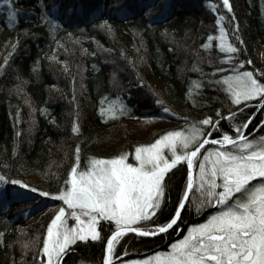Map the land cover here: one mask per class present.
Segmentation results:
<instances>
[{
	"label": "trees",
	"instance_id": "obj_1",
	"mask_svg": "<svg viewBox=\"0 0 264 264\" xmlns=\"http://www.w3.org/2000/svg\"><path fill=\"white\" fill-rule=\"evenodd\" d=\"M1 4L0 176L5 181H0V264H39L47 226L60 204L52 195L45 197L11 181L54 194L65 185L74 164L85 170L91 159L121 154L133 163L137 147L154 143L167 131H188L192 124L216 141L225 133L233 135L251 116L246 134L252 132L250 139L264 136V126H258L264 106L256 112L260 98L235 105L220 83L226 75L243 71H252L264 83L258 56L264 45V0H229L230 8L223 0ZM229 44L235 52L226 50ZM144 116L162 118V125L142 134V124L127 123ZM205 118L217 127L202 125ZM216 148L232 150L206 144L199 159ZM193 163L197 171L198 160ZM165 179L163 212L156 218L161 223L174 213L186 185L184 161L165 173ZM194 190L179 225L195 218L189 206L191 199L199 198ZM141 225L149 229L147 222ZM114 229L113 221L99 220L103 241L78 239L57 264H101ZM174 231L152 237L123 233L110 255L117 262L127 261L163 249Z\"/></svg>",
	"mask_w": 264,
	"mask_h": 264
},
{
	"label": "snow or ice",
	"instance_id": "obj_2",
	"mask_svg": "<svg viewBox=\"0 0 264 264\" xmlns=\"http://www.w3.org/2000/svg\"><path fill=\"white\" fill-rule=\"evenodd\" d=\"M223 4L230 8L229 0H223ZM9 14L12 15L11 12ZM226 50L236 51L231 44ZM224 59L230 57L225 56ZM247 63L250 64L251 60ZM222 79L232 93L233 104L239 105L242 101L259 97L264 106V83L256 79L252 71L236 72ZM261 79L264 80V73ZM115 114L108 112V115ZM233 115L229 113V117ZM251 118L248 117L249 120ZM201 123L210 128L217 127L209 118ZM246 126L247 121H244L236 126L233 135L225 133L215 141L230 146L232 150L209 149L203 152V159H199L198 154L204 147L202 141L208 139L202 135L206 129L192 124L187 126L188 131H167L154 143L137 147L133 163H128L126 156L121 154L112 158H94L86 171H78L74 164L69 172L70 179L64 186L66 190L56 194L20 180L11 181L45 197L58 196L67 205L68 214L75 218V223L69 228L65 207L55 211L43 240L42 251L48 257L46 264H57L65 249L77 239L83 241L90 236L92 240L99 238L103 241L104 237L97 231L99 220L115 221V230L107 236L103 256V264H110L108 253L112 252L116 239L123 233L155 235L157 232L165 233L169 228L175 230L173 226L178 223L181 209L186 206L189 189L195 187L200 191L204 185H207L208 200L218 205L220 210L202 223L188 227L182 239L169 245V251H158L143 260L128 261V264H264V136L245 138L240 129ZM258 126H264V120ZM72 131H77L75 124ZM189 147L191 151L187 150ZM178 148L184 150L183 155L177 154ZM165 150L171 153V159L165 158ZM194 159L198 160L200 168L197 180L193 179ZM178 161L187 162L186 185L178 198L175 214L170 213V218H164L161 223L156 218L163 212L162 197L167 186L165 173H169ZM216 177L221 180L219 186ZM255 178H260L259 183ZM0 181H5V178L0 176ZM201 195L205 193L201 192ZM150 216L151 220L148 219ZM134 222H147L149 230L144 232L141 227H129ZM40 264H45V261L41 260Z\"/></svg>",
	"mask_w": 264,
	"mask_h": 264
},
{
	"label": "rangeland",
	"instance_id": "obj_3",
	"mask_svg": "<svg viewBox=\"0 0 264 264\" xmlns=\"http://www.w3.org/2000/svg\"><path fill=\"white\" fill-rule=\"evenodd\" d=\"M3 11H4V9H3V4H1L0 5V18H2V14H3ZM221 44H225V42H224V40H222L221 39ZM258 56H259V58H260V60L262 61V63L264 64V45L263 46H261L259 49H258ZM232 74H234V73H232ZM230 76V74H228V75H226L225 77H229ZM220 83H221V85L223 86V88L225 89V91L229 94V96H230V98H231V100H232V93L230 92V91H228V86H227V84L226 83H224V80L223 79H221L220 80ZM254 98H258V97H253V98H251V99H254ZM251 99H249V100H251ZM162 121H163V119L161 118V119H150V118H148V117H142V118H140V119H136V118H132V119H128V121H127V123H135V124H137V125H143V129H142V134H145V133H148V132H150V131H152L153 129H156V128H158L160 125H162ZM243 130V129H242ZM247 139H250V137L248 136L247 137ZM254 139H256V138H254ZM148 146V145H147ZM139 147H141V146H139ZM179 148H178V150H177V154L178 155H183V154H181V153H179ZM181 150H183V149H181ZM188 151L190 150L189 148L187 149ZM209 150V149H208ZM207 150V151H208ZM135 151H134V154H133V159H134V162H135ZM164 156H165V158H167V159H171V153H169L167 150H165L164 151ZM109 158H112V157H109ZM92 160V159H91ZM90 160V161H91ZM179 162V161H178ZM89 165H90V162H89ZM88 165V166H89ZM87 170V168L85 169V170H78V171H86ZM199 171H200V168L198 167V169H197V171H195V175H194V180H197L198 179V177H197V173H199ZM70 179V177H69V174H68V177H67V180H66V183H65V185L67 184V181ZM258 179H260V178H257V181H258V183H259V180ZM216 182H217V185L219 186V184L221 183V180H220V178L219 177H216ZM64 185V186H65ZM64 186L59 190V191H57L56 193H58V192H60L61 190H66L65 188H64ZM204 189H207V185H204V188H202L200 191L201 192H203V191H205ZM56 193H54V194H56ZM52 198H55V199H58L59 201H60V204L59 205H57V210L60 208V207H65V210H66V215L68 216V219H67V221H66V223H67V226L70 228L71 226H72V224H74L75 223V218H73V217H71L69 214H68V208H67V205H65V204H63V201L58 197V196H56V195H52ZM79 211V210H78ZM55 215V214H54ZM82 219H84V217L82 216L81 217ZM114 222V224H115V221H113ZM135 223H137V222H134L132 225H134ZM132 225H130V226H132ZM149 230V229H148ZM148 230H144V231H148ZM47 235V230H46V234H45V236ZM90 237V236H89ZM78 240V239H77ZM171 245V244H170ZM42 249H43V244H42ZM42 249H41V253H42V255H43V257H42V260L43 261H45V264H46V261H47V259H48V257H47V254L45 253V252H43L42 251ZM66 250V249H65ZM170 249H169V247L168 248H166V249H164V250H161V251H159V252H167V251H169ZM149 256H153V254H151V255H149ZM149 256H147V257H149ZM146 257H143L142 259H138V260H143V259H145ZM128 261H137L136 259L134 260V259H131V260H127V261H115V263L114 264H128ZM58 262V261H57ZM40 264V263H39Z\"/></svg>",
	"mask_w": 264,
	"mask_h": 264
},
{
	"label": "flooded vegetation",
	"instance_id": "obj_4",
	"mask_svg": "<svg viewBox=\"0 0 264 264\" xmlns=\"http://www.w3.org/2000/svg\"><path fill=\"white\" fill-rule=\"evenodd\" d=\"M193 165H194V163H193ZM194 169H195V166H194ZM259 181H260V179H258ZM255 181H256V183H258V181H257V178H255ZM251 183V182H250ZM192 190V189H191ZM205 191H203L204 193H205V195H201V191H196V190H194V193H196V196H199V198L198 199H191L190 200V205L189 206H191L192 207V211H193V213H195L194 214V220L193 221H191V222H189V223H185V224H182V225H179V224H175L173 227H175V231H174V237H172L171 239H170V242L166 245V247L165 248H163V249H159V250H156V251H152V252H150V253H148V254H145V255H143V256H141V257H138V258H135L136 260H138V259H142L143 257H147V256H149V255H151V254H154L155 252H158V251H161V250H164V249H166V248H168L169 247V245L170 244H172L174 241H176V240H179V239H182L183 238V236L185 235V234H187V229H188V227H191V226H193V225H196V224H199V223H202L204 220H206L207 219V217L209 216V215H211V214H213L215 211H218V210H220V208H219V206L218 205H216L214 202H211V201H209L208 200V198H207V196H206V189H204ZM218 190H219V187H218ZM191 192V191H190ZM190 194V193H189ZM189 197V196H188ZM162 199H163V197H162ZM187 200H188V198H187ZM201 201H203V203H201ZM199 203V205H197ZM175 212V211H174ZM174 214V213H173ZM151 217V216H150ZM150 217H148V218H150ZM178 219H179V217H178ZM141 227L142 225H141V222H137V223H135L134 225H132V226H130V227ZM142 228V230L144 231V229H143V227H141ZM171 228H169V229H167L166 231H168V230H170ZM144 232H146V231H144ZM130 233H132V232H130ZM141 233H143V232H141ZM134 234V233H133ZM161 234V233H160ZM116 259L117 258H115L114 256H112V255H110V260L112 261V263L111 264H114L115 263V261H116ZM134 259V260H135Z\"/></svg>",
	"mask_w": 264,
	"mask_h": 264
},
{
	"label": "water",
	"instance_id": "obj_5",
	"mask_svg": "<svg viewBox=\"0 0 264 264\" xmlns=\"http://www.w3.org/2000/svg\"><path fill=\"white\" fill-rule=\"evenodd\" d=\"M260 106H261V102H260V104H259V106H258L256 112L258 111V109L260 108ZM249 123H250V120L247 122V126L244 127L243 130L241 131V135H243L245 138H247L248 136H250V135L252 134V132L249 133V134H246V133H247L248 126H249ZM202 143H203L204 145H206V144H211V145H216V146H219V147H226V146H228V145H222V144L215 143V141H213V140H211V139H207L206 142H205V141H202ZM191 150H192V149H191ZM191 150H189V151H191ZM185 165H186V167H187V162H186V161H185ZM192 171H193V170H192ZM193 176H194V172H193ZM190 191H191V189H189V193H190ZM187 198H188V197H187ZM187 198H186V201H187ZM181 210H182V209H181ZM174 214H175V212H174ZM129 232H131V231H129ZM133 233H135V232H133ZM135 234H136V235H139V236H142V237H152V236L158 235V234H160V233L157 232L155 235H143V233H135ZM106 246H107V240H106V242H105V249H106ZM105 249H104V254H105ZM101 264H103V260H102V263H101Z\"/></svg>",
	"mask_w": 264,
	"mask_h": 264
},
{
	"label": "bare ground",
	"instance_id": "obj_6",
	"mask_svg": "<svg viewBox=\"0 0 264 264\" xmlns=\"http://www.w3.org/2000/svg\"><path fill=\"white\" fill-rule=\"evenodd\" d=\"M259 104H260V103H259ZM259 104H258V106H259ZM258 106H257V108H258ZM261 106H262V105H261ZM261 106H260V108H261ZM260 108H259V109H260ZM259 109H258V110H259ZM256 110H257V109H256ZM251 120H252V118H251ZM251 120H250V122H251ZM249 124H250V123H249ZM215 146H216V145H215ZM217 147H219V146H217Z\"/></svg>",
	"mask_w": 264,
	"mask_h": 264
}]
</instances>
